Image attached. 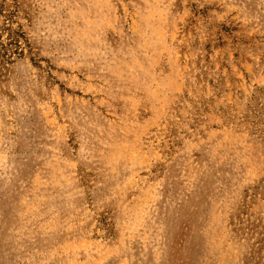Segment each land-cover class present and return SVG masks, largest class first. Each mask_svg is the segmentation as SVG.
<instances>
[{"label": "rangeland", "instance_id": "374dc122", "mask_svg": "<svg viewBox=\"0 0 264 264\" xmlns=\"http://www.w3.org/2000/svg\"><path fill=\"white\" fill-rule=\"evenodd\" d=\"M0 264H264V0H0Z\"/></svg>", "mask_w": 264, "mask_h": 264}]
</instances>
